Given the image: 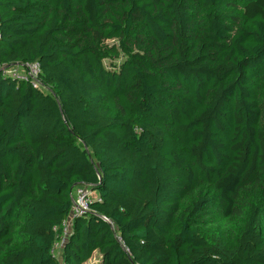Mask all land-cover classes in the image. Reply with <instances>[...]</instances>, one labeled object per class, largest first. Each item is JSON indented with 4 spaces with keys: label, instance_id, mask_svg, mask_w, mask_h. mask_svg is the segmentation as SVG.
<instances>
[{
    "label": "trees",
    "instance_id": "trees-1",
    "mask_svg": "<svg viewBox=\"0 0 264 264\" xmlns=\"http://www.w3.org/2000/svg\"><path fill=\"white\" fill-rule=\"evenodd\" d=\"M33 62L0 71V264H264V0H0V65Z\"/></svg>",
    "mask_w": 264,
    "mask_h": 264
},
{
    "label": "built area",
    "instance_id": "built-area-1",
    "mask_svg": "<svg viewBox=\"0 0 264 264\" xmlns=\"http://www.w3.org/2000/svg\"><path fill=\"white\" fill-rule=\"evenodd\" d=\"M20 67V70L6 68L3 65H0V71L3 74L21 79L24 81H30L35 87H40V83L38 81V76L40 73V66L37 62L33 63H24L23 65H15ZM97 197L96 190L89 185H79L76 186L71 192V206L70 211L66 219L63 220L61 227L62 231L58 234V238L53 243L51 248V252L54 255H58L59 249L62 246L66 237H68L71 229V222L75 217H81L85 215L89 210V204L91 201Z\"/></svg>",
    "mask_w": 264,
    "mask_h": 264
},
{
    "label": "rangeland",
    "instance_id": "rangeland-1",
    "mask_svg": "<svg viewBox=\"0 0 264 264\" xmlns=\"http://www.w3.org/2000/svg\"><path fill=\"white\" fill-rule=\"evenodd\" d=\"M145 41H146L145 30L140 23H136L131 28L129 37L125 43L127 46H129L131 48L132 51H135V50L139 49L138 45L140 46ZM107 43H109V44L116 43V45H117L118 41L109 40V41H107ZM122 60H123V55H120V57L117 59L104 58L103 63L107 69L116 70ZM10 69H15L18 71V70H20V67L14 66ZM252 84L255 87L256 91L258 93H260V79L259 78L253 79ZM261 110L264 114V98H261ZM209 212L210 213L207 214L206 217L214 216L212 210H210ZM259 227L261 228V234L264 236V210H263L262 215H261ZM204 230H208L211 237H214V235H216V236H219L221 238H224L225 240L231 239V232L234 234L235 231H237V230H235V231L231 230V232H229L228 230L224 229L221 226H219V228L213 227V228H206ZM99 260H100L99 259V253L97 251H95V252H93L91 258L83 264H100Z\"/></svg>",
    "mask_w": 264,
    "mask_h": 264
}]
</instances>
